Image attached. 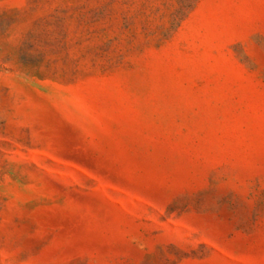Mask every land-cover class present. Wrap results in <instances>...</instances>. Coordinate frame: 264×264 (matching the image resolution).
I'll return each instance as SVG.
<instances>
[{"label":"rangeland","instance_id":"rangeland-1","mask_svg":"<svg viewBox=\"0 0 264 264\" xmlns=\"http://www.w3.org/2000/svg\"><path fill=\"white\" fill-rule=\"evenodd\" d=\"M0 264H264V0H0Z\"/></svg>","mask_w":264,"mask_h":264}]
</instances>
